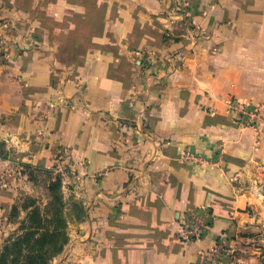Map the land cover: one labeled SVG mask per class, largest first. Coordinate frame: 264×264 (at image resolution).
I'll return each instance as SVG.
<instances>
[{
    "label": "crops",
    "instance_id": "obj_1",
    "mask_svg": "<svg viewBox=\"0 0 264 264\" xmlns=\"http://www.w3.org/2000/svg\"><path fill=\"white\" fill-rule=\"evenodd\" d=\"M231 98L264 107V0H0V138L80 179L54 264H195L222 238L264 264V130Z\"/></svg>",
    "mask_w": 264,
    "mask_h": 264
},
{
    "label": "rangeland",
    "instance_id": "obj_2",
    "mask_svg": "<svg viewBox=\"0 0 264 264\" xmlns=\"http://www.w3.org/2000/svg\"><path fill=\"white\" fill-rule=\"evenodd\" d=\"M62 160L26 167L27 158L0 138V252L6 246L12 255L4 264H54L86 212L80 179Z\"/></svg>",
    "mask_w": 264,
    "mask_h": 264
},
{
    "label": "built area",
    "instance_id": "obj_3",
    "mask_svg": "<svg viewBox=\"0 0 264 264\" xmlns=\"http://www.w3.org/2000/svg\"><path fill=\"white\" fill-rule=\"evenodd\" d=\"M175 14L185 23L187 29H194L195 22L187 2H179ZM228 110L237 114L236 122L242 127L261 126L264 130V107L249 106L245 102L231 98L226 103ZM208 224L198 213L189 214L181 224L183 242L201 240L206 233ZM240 244L236 239L222 238L212 246L199 251L195 264H234L239 259Z\"/></svg>",
    "mask_w": 264,
    "mask_h": 264
},
{
    "label": "trees",
    "instance_id": "obj_4",
    "mask_svg": "<svg viewBox=\"0 0 264 264\" xmlns=\"http://www.w3.org/2000/svg\"><path fill=\"white\" fill-rule=\"evenodd\" d=\"M23 165L26 167H31V164L24 163ZM68 242H69V239L65 240V242L63 243V247L60 249V252L65 248V246L68 244ZM5 247L0 252V264H4V261H7L8 256L12 257V255H10V253H9V247H6V248ZM23 258L27 259L28 257H23ZM13 264H29V263H28V261L21 259V261H18V260L14 261Z\"/></svg>",
    "mask_w": 264,
    "mask_h": 264
}]
</instances>
